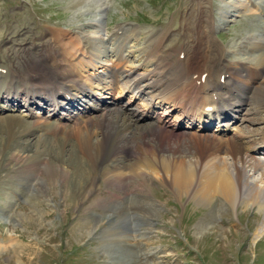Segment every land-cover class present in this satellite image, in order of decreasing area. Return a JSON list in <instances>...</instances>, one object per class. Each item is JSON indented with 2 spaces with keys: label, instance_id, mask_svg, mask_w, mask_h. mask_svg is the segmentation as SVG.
<instances>
[{
  "label": "bare ground",
  "instance_id": "6f19581e",
  "mask_svg": "<svg viewBox=\"0 0 264 264\" xmlns=\"http://www.w3.org/2000/svg\"><path fill=\"white\" fill-rule=\"evenodd\" d=\"M244 2L228 1L218 8L216 14L212 13L211 6L206 5L207 0L193 2L194 8L180 23L181 29L191 30L196 35V42L192 48H185L181 44L171 47V52L185 53L184 60H176L174 83L191 80L192 89L170 91L168 84L162 81L161 69L167 62L164 63L158 56V46L171 27L169 24L152 31L145 43L137 41L135 44L130 42L138 38L131 36L132 32L128 31V27L116 28L106 40L97 42V39L84 30L85 26H80L66 31L71 37L52 38L53 42L40 52L38 48L34 50L25 47L21 65L19 62L7 63L8 60L0 56V67L6 70L5 73L0 72V113L12 110L21 101L27 107L25 117L9 113L0 115V119L4 121L3 124L0 122V128L7 131L6 136L0 135V158L9 152L11 155L29 156L28 162L31 165L42 162L46 166L44 173L47 178H57L68 184L77 181L79 189L73 198H81L83 201H89L95 185L92 189L90 187L97 178L107 186L120 185L126 188L131 182L135 183L140 179L148 185L149 177L152 176L164 179L178 197L187 196L197 204L208 205L220 196L225 205L234 209L238 206H252L263 213L262 221L252 233L253 242H257L264 235V127H252L261 120L248 115L261 108L254 104V97H259L257 92L244 84L250 85L253 79L247 82L248 79L245 78L238 82L232 76L233 85L224 88L225 92L233 94L221 106L231 105L238 121L247 124L240 136L206 134V128H195V131L187 130L188 137L185 138L183 133L176 134L169 128L170 125L167 127L166 121L158 117L160 115L156 116L158 118L154 122L145 123L141 119L152 111L157 115L155 108L169 104L168 107H162L164 112L160 114H166L167 117L179 110L172 124L188 119L184 122V128H189L186 124L196 126V118L202 116L207 105L204 96L207 81L200 85L196 82L201 73L208 71L209 76L214 73L219 75L228 71L229 68L225 69L224 64L229 61L237 63L233 65L237 70L235 76L245 74L247 63L264 65V21L254 19L247 29H242L239 42L235 41V46L228 50L221 48L217 39L213 38L217 28L235 21L228 18L244 15L242 13L250 10L249 1L246 4ZM254 3L264 10V3ZM190 21H194L191 27L188 26ZM136 59L138 64L134 62ZM127 62H131L130 67L122 68ZM139 67H144L146 73H138ZM78 71H91L89 74L102 71L104 75H108L104 77H111L109 80L102 77L100 80H104L103 84L96 83V87L103 90V93L110 92L118 84L128 90L129 87H135V90H131L138 96H141V91L143 94L146 92L149 94V105L144 107V111L149 110L144 112L125 104L113 106L101 103L94 99V94L91 95ZM144 74H153V79L142 83ZM98 78L100 77H93L92 80ZM224 80L226 83L231 81L229 78ZM154 97L158 101L151 102ZM236 98L241 100L242 105H235ZM245 98L250 101V108L243 107L242 112L245 113H242ZM80 100L85 101L83 109L74 113L76 103ZM35 105L39 109L43 107L40 109L41 113L46 112L44 108L47 107L49 111L44 117L45 125L39 127L41 123L38 122L39 129L33 128V123L26 117L34 119L39 116L31 109ZM173 105L178 107L175 106L176 110L171 112ZM221 106L216 108L218 113L213 115L215 118L228 115L224 114ZM72 136L75 141L71 140ZM45 141H52V145H43ZM196 142H204L208 147L217 145L219 148L216 153L196 152ZM257 145L260 146L256 149ZM8 146L9 150L6 149ZM51 152L54 155L47 157ZM94 197L98 201V197Z\"/></svg>",
  "mask_w": 264,
  "mask_h": 264
},
{
  "label": "rangeland",
  "instance_id": "374dc122",
  "mask_svg": "<svg viewBox=\"0 0 264 264\" xmlns=\"http://www.w3.org/2000/svg\"><path fill=\"white\" fill-rule=\"evenodd\" d=\"M202 1L0 0V56L10 63L19 62L21 65L25 47L34 50L38 48L40 52L53 42L52 38L71 37L66 31L80 26H85L84 30L99 42L106 40L112 33L109 32L110 28L119 24L121 25L116 28L128 27V31L132 32L131 36H137V41H140L141 36L146 40L156 28L162 29L163 25L169 24L171 27L166 33L170 37L166 43L163 41L165 36L163 37V43L161 41L158 46L160 51L162 47L171 50L172 46L178 44L192 48L196 42V35L192 34L191 30L181 29L180 23L192 11L193 4ZM228 1L233 0H207L206 5L211 6L212 13L216 14L218 8L226 5ZM252 2L254 3V1L248 2L251 11L247 10L241 16H231L228 19H234V22L217 28L213 33L214 40L217 39V44H220L221 48L225 50L233 48L242 36V29H247L251 22H254L256 15L255 9H251ZM255 2L263 4L264 0H255ZM254 7H257V4ZM193 22L190 21L188 26L191 27ZM131 25L144 30L138 31ZM36 36L38 38H35ZM34 38L35 41L31 42ZM163 55L161 54L160 58L164 60L161 57ZM173 55L174 60L169 62L164 60V63H167L161 69L162 81L168 84L170 91L192 89L191 80L174 83L176 58H182H179L177 51ZM134 62L138 64L139 61L136 59ZM130 63H125L122 68H129ZM227 64L237 63L229 61ZM246 65L245 74L233 77L238 82H242L245 78L248 79L247 82L253 79L250 85L244 84L257 92L259 97H254L253 100L255 106L259 105L261 108L248 115L261 120L252 127L262 128L264 127V75L262 77L261 74H264V65L248 63ZM250 67L256 68L257 71ZM139 72L146 73V70L144 67H139ZM144 75L142 83L153 79V74ZM116 87L124 89L118 84L112 93L111 91L103 93V95L107 94L104 97L112 96L115 99L118 94ZM129 89L133 92L135 87ZM134 93L136 95V92ZM140 95L137 97L145 98L147 101L149 94L146 92L143 94L141 91ZM128 96L129 94L125 98ZM93 97L97 99L94 95ZM133 101L138 104L131 105L133 108L138 106L142 108L144 105L141 100L134 98ZM148 103V101L145 103V108L148 107ZM124 104L129 105L128 101ZM118 105L123 106V104H113V106ZM175 106L178 107L173 105L171 112L176 110ZM243 107L250 108V101L247 98L243 100ZM42 108L41 106L40 109ZM145 108L139 111H144ZM230 109L234 112L232 108ZM44 111L46 112L41 115L46 117L49 112L48 107L44 108ZM178 112L167 113L166 117V114L157 111L156 115V112L152 111L141 119L148 123L162 117L167 127L170 125L169 128H172L176 134L183 133L185 138L188 137L186 131L195 128L201 130L206 128L204 131L206 134L212 133L224 137L240 136L247 125L240 123L238 127L233 126L228 132L225 130L226 127L219 130L216 129V125H212L211 130L214 131H210L208 121L200 117L203 120L200 126L186 124L189 128H184V122L188 119L172 124ZM8 113L19 117H25L24 115L27 114L21 107V102L17 107L14 106L12 110L0 115ZM26 117L33 123V128L38 127V122L41 123L39 127L45 125L43 117L34 119ZM0 122L3 124L4 121L0 119ZM6 132L5 129L0 128L1 136H6ZM162 136L166 139V136ZM52 137L51 135L50 138ZM71 140L75 141L74 136ZM50 143L45 141L43 145H52ZM214 146L208 147L204 142H196L194 150L204 151V154L216 153L219 146ZM259 146L257 145L256 149ZM9 148L10 146L6 149ZM23 155H11L8 152L0 158V264H264V235L257 242L252 240L253 229L262 221L263 213L252 206L246 208L238 206L234 209L225 205L220 196L208 205L197 204L187 196L178 197L164 179H156L152 176L149 177L148 185L140 179L142 181L135 180V183L131 182V186L127 185L126 188L120 185L107 186L104 181L97 178L95 181L97 184L94 182L90 187L92 189L95 185L89 201H83L81 198H73L79 189L77 181L68 184L57 178L51 180L44 173L45 164L36 162L31 165L28 162L29 156ZM53 155L54 153L51 152L47 157ZM36 156L40 157L39 154ZM53 158L57 159L56 156ZM94 196L98 197V201Z\"/></svg>",
  "mask_w": 264,
  "mask_h": 264
}]
</instances>
